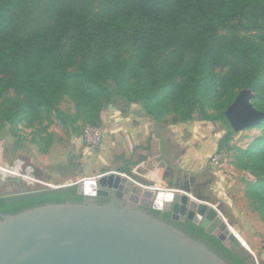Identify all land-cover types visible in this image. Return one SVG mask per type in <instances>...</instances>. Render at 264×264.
I'll use <instances>...</instances> for the list:
<instances>
[{
	"label": "trees",
	"instance_id": "1",
	"mask_svg": "<svg viewBox=\"0 0 264 264\" xmlns=\"http://www.w3.org/2000/svg\"><path fill=\"white\" fill-rule=\"evenodd\" d=\"M41 10L39 16L32 14ZM222 31L235 36L224 38ZM257 33L258 41L238 36ZM231 66L222 76L216 68ZM254 91L264 112V0H0V125L31 123L42 114L61 122L98 126L112 99L141 101L156 122L169 112L207 116L215 98L231 103L240 90ZM65 97L70 115L58 107ZM219 119L227 124L224 112ZM233 166L256 180L244 195L264 222V120ZM229 137L226 132L216 151ZM83 203L76 186L0 196V212L63 202ZM156 216L205 243L227 264H253L188 219Z\"/></svg>",
	"mask_w": 264,
	"mask_h": 264
},
{
	"label": "water",
	"instance_id": "2",
	"mask_svg": "<svg viewBox=\"0 0 264 264\" xmlns=\"http://www.w3.org/2000/svg\"><path fill=\"white\" fill-rule=\"evenodd\" d=\"M225 116L234 130L264 120V112L252 105L245 90ZM118 171L94 176L92 185L86 179L83 184L56 187L76 185L79 195L110 197L108 202L66 201L0 212V264H227L205 243L146 208L168 212L172 220L186 218L227 248L250 252L225 221L207 220L215 215L212 209L191 201L189 207L197 214L191 210L187 217L185 212L178 216L176 194L142 187ZM22 175L20 171L16 177L0 179L8 196L29 192ZM201 214H206V220L200 221Z\"/></svg>",
	"mask_w": 264,
	"mask_h": 264
},
{
	"label": "rangeland",
	"instance_id": "3",
	"mask_svg": "<svg viewBox=\"0 0 264 264\" xmlns=\"http://www.w3.org/2000/svg\"><path fill=\"white\" fill-rule=\"evenodd\" d=\"M96 3L97 0H90L92 6ZM32 14L39 16L41 10H34ZM219 35L228 39L235 36L228 31H222ZM238 36L259 42L255 32H241ZM230 69L231 66H227L222 69L216 68L215 71H219L224 76ZM241 91L244 90H240L237 95ZM245 91L250 94L252 103L254 91L251 89H245ZM232 102L228 103L225 96H222L213 100V104L218 105L217 107H207V116H202L196 111L189 119H182L177 114L169 112L163 116V120L173 124L175 131L183 127L184 135L190 140L191 151L196 150L199 154L206 156L208 165H211L209 172L222 173L224 190L228 191L234 204L240 208L239 211L229 212L228 218L225 215L223 217L216 209L217 207L210 203L212 205L205 206L212 209L215 215L207 220L213 222L215 219L217 223V219H220L230 224L231 220L241 219L247 211L253 215L254 224L261 225L256 219L255 210H252V202L244 195L246 185L255 182L256 179L247 170L234 167L232 162L233 155L236 153L235 149H246L253 139L261 134L262 128L256 125L234 130L226 116L227 124L222 123L218 115L221 112L225 115V110ZM138 103L141 104V101ZM108 106H111V110ZM58 107L69 115L74 112L72 104L65 97L59 99ZM103 107L107 108V114L104 115L107 119V117L110 118V114L114 116L126 108V101L114 98ZM1 115H3L2 107H0V117ZM92 128L97 130L94 139L88 137L80 121L70 124L68 121L61 122L53 117L48 118L44 114L40 120H34L31 123L0 125V179L16 177L22 171L24 183L29 191H38L56 189V187L71 185L75 182L83 184L82 181L86 179L108 173L119 163L116 157L119 151L118 143L105 134L102 121ZM226 132H229V137L225 146L217 152L216 147ZM216 155L219 157L218 164H213L211 159ZM220 198L216 201L217 204H221ZM205 215L199 216L200 221L206 220ZM255 225H252L251 231L259 233L258 236L256 235L258 241L248 253L254 264H264V232H260Z\"/></svg>",
	"mask_w": 264,
	"mask_h": 264
},
{
	"label": "crops",
	"instance_id": "4",
	"mask_svg": "<svg viewBox=\"0 0 264 264\" xmlns=\"http://www.w3.org/2000/svg\"><path fill=\"white\" fill-rule=\"evenodd\" d=\"M108 108L111 110V106ZM106 112L107 108L103 107L100 122H103L105 134L118 143L116 157L119 163L115 168L142 187L176 194V215H184V212L187 215L191 210L197 214L196 209L189 207L191 201L198 206L213 203L219 213L228 218L229 212L240 210L224 190L222 173L209 172L211 165H208L206 156L196 150L191 151L190 140L184 135L181 125V129L175 131L174 125L165 120L156 122L138 101H126V108L114 116L108 115L110 118L107 119L104 116ZM218 198L221 204H217ZM255 214L261 225H255L253 215L247 211L241 219L227 223L250 251L259 234L251 231L252 225L264 232V222L257 212Z\"/></svg>",
	"mask_w": 264,
	"mask_h": 264
},
{
	"label": "flooded vegetation",
	"instance_id": "5",
	"mask_svg": "<svg viewBox=\"0 0 264 264\" xmlns=\"http://www.w3.org/2000/svg\"><path fill=\"white\" fill-rule=\"evenodd\" d=\"M0 196H8L5 187H0ZM110 199H111L110 197H98V196H91V195H89V196L88 195H82V202L105 203V202H108ZM146 210H148L149 212L152 213L153 209L146 208ZM170 221H176V220H172L170 218Z\"/></svg>",
	"mask_w": 264,
	"mask_h": 264
},
{
	"label": "built area",
	"instance_id": "6",
	"mask_svg": "<svg viewBox=\"0 0 264 264\" xmlns=\"http://www.w3.org/2000/svg\"><path fill=\"white\" fill-rule=\"evenodd\" d=\"M85 128V131L87 132V135H88V137L89 138H91V139H94V135H96L97 134V130L94 128H92L91 126H85L84 127ZM218 155H216V156H214L211 160H212V162H213V164H218ZM120 175H122V176H124V174H122V173H120ZM143 187H147V186H144L143 185ZM148 188V187H147ZM235 234V233H234ZM236 235V234H235ZM236 237H237V235H236ZM238 238V237H237ZM239 239V238H238ZM241 242V241H240ZM242 243V242H241ZM245 243L243 242L242 243V245H244ZM246 245V244H245ZM244 245V246H245ZM246 247V246H245ZM247 248V247H246ZM248 249V248H247ZM249 250V249H248ZM250 251V250H249ZM251 252V251H250Z\"/></svg>",
	"mask_w": 264,
	"mask_h": 264
},
{
	"label": "bare ground",
	"instance_id": "7",
	"mask_svg": "<svg viewBox=\"0 0 264 264\" xmlns=\"http://www.w3.org/2000/svg\"><path fill=\"white\" fill-rule=\"evenodd\" d=\"M95 178H96V177L90 178V180H91V181L89 182L90 185L94 184V180H95Z\"/></svg>",
	"mask_w": 264,
	"mask_h": 264
}]
</instances>
